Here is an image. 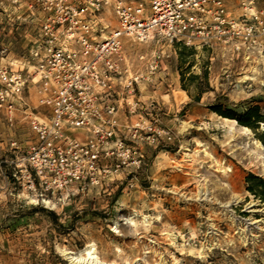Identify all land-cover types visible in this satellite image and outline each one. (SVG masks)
<instances>
[{"label":"rangeland","instance_id":"374dc122","mask_svg":"<svg viewBox=\"0 0 264 264\" xmlns=\"http://www.w3.org/2000/svg\"><path fill=\"white\" fill-rule=\"evenodd\" d=\"M101 19L116 29L108 12ZM45 22L35 0H0V73L27 65ZM233 48L198 51L157 38L128 44L134 75L143 73L142 57L153 69L135 88L134 163L84 191L43 199L6 168L0 264H71L65 254L79 256L88 246L104 264H264V204L247 186L250 176L264 181V125L246 134L235 122L239 137L229 140L232 124L214 112L259 108L264 115V38L252 52ZM30 103L36 106L34 90ZM29 137L25 125L7 130L0 112V161L13 160L11 141ZM200 193L208 201L199 202Z\"/></svg>","mask_w":264,"mask_h":264},{"label":"built area","instance_id":"2783aa9c","mask_svg":"<svg viewBox=\"0 0 264 264\" xmlns=\"http://www.w3.org/2000/svg\"><path fill=\"white\" fill-rule=\"evenodd\" d=\"M35 1L46 22L35 30L27 65L0 73L5 128L25 125L30 137L10 142L13 160L0 161V174L10 168L12 178L41 199L84 191L134 163L135 88L153 69L142 57L143 73L134 75L128 44L157 38L198 51L252 52L264 38V0ZM107 12L115 30L102 24Z\"/></svg>","mask_w":264,"mask_h":264},{"label":"trees","instance_id":"16d2710c","mask_svg":"<svg viewBox=\"0 0 264 264\" xmlns=\"http://www.w3.org/2000/svg\"><path fill=\"white\" fill-rule=\"evenodd\" d=\"M196 102H199V99H196ZM223 111L224 110L221 107L214 110L215 114H217L220 118L236 122L240 127L245 129L255 130V127H259L261 124L264 125V115H261L259 108L251 109L242 115L235 114L232 111ZM247 186L248 193L256 200H259L262 204H264V181L250 176L247 179Z\"/></svg>","mask_w":264,"mask_h":264},{"label":"bare ground","instance_id":"6f19581e","mask_svg":"<svg viewBox=\"0 0 264 264\" xmlns=\"http://www.w3.org/2000/svg\"><path fill=\"white\" fill-rule=\"evenodd\" d=\"M244 81H247L246 79ZM226 124H232L229 126L226 135L229 140H236L239 137V134L237 133V129L235 128L236 123L232 121H224ZM242 132L249 134L250 131L247 129H241ZM243 155V152L241 151L239 154V157ZM248 161H254V158L252 156L248 157ZM199 202L208 201V197L206 194H199L198 196ZM36 203V202H35ZM241 202H235L236 205L240 204ZM44 206L47 208L53 209V206L50 203H43ZM228 208V206H227ZM132 228H135V224L130 220L127 222ZM149 226V223H146ZM66 258L70 261L71 264H104L102 263L98 257L96 256V251L93 246H88L83 254L77 256L72 254H65Z\"/></svg>","mask_w":264,"mask_h":264}]
</instances>
